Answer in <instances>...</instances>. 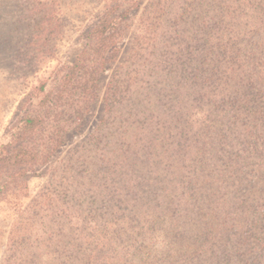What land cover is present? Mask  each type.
I'll use <instances>...</instances> for the list:
<instances>
[{
  "label": "trees",
  "instance_id": "trees-1",
  "mask_svg": "<svg viewBox=\"0 0 264 264\" xmlns=\"http://www.w3.org/2000/svg\"><path fill=\"white\" fill-rule=\"evenodd\" d=\"M180 23L187 26L183 38L191 32L190 42L197 52L193 64L198 67L190 75L192 82L185 81L189 65L183 68L182 83L175 87L182 122L177 130L181 140L173 145L174 133L161 126L168 113L160 101L165 83L172 79L165 68L173 62L174 50L182 46L174 44L172 53L158 59L155 54L168 49L160 48L161 39L170 37L174 42L172 36L181 37L175 29ZM141 26L143 36L136 43L146 46L147 52L138 62L148 64V71L141 72L151 82L137 87L134 75H119L105 100L107 113L117 105V179L122 180L117 187V241L113 243L117 249L110 238L85 230L82 203L98 189L86 172L77 179L70 167L64 168L63 175L52 169L49 185L24 205L30 198L26 177L50 165L64 142L55 125L59 120L31 111L11 127L7 142L0 145V204L14 214L4 264H191L197 256L196 264H240L244 247L253 242L264 247L261 238L252 242V233L244 231L260 222L259 206L253 202L247 206L238 196L257 188L252 176L264 178V0H153ZM123 30L116 8L107 9L91 28L89 50L67 69L63 84L76 87L85 81L86 88H94L85 75L100 76L118 59ZM138 68L135 75L140 74ZM35 90L45 94L46 84ZM175 146L179 162L171 154ZM140 148L149 157L137 164L132 156ZM154 151L161 160L154 172L159 176L132 185V190L144 187L152 195L123 197L122 186L133 179L132 168L150 163ZM255 158L261 161L257 171ZM165 161L170 166L166 171ZM151 164L147 175L156 168L154 161ZM163 181L164 186H173L170 194L164 193ZM232 182L237 184L231 189L237 194L233 191L234 201L223 196ZM191 185L198 189H188ZM202 189L206 192L201 196ZM234 203L233 210L240 208V213H228ZM204 253H210L208 260L201 258Z\"/></svg>",
  "mask_w": 264,
  "mask_h": 264
},
{
  "label": "rangeland",
  "instance_id": "rangeland-1",
  "mask_svg": "<svg viewBox=\"0 0 264 264\" xmlns=\"http://www.w3.org/2000/svg\"><path fill=\"white\" fill-rule=\"evenodd\" d=\"M152 4L153 0H0V145L7 142L11 127L31 111H35L36 114L43 111L46 116H51L56 122L59 120L61 123L57 122L55 125L57 132L64 138L63 144L53 155L50 165L26 177L30 198L23 201L24 205H27L49 185L53 175L52 169L57 168L60 175H63L64 168L70 167V173H73L77 179L80 174L86 172V177L92 182H97L98 189L96 193L90 192L82 203V213L87 221L85 230L110 238L113 241L112 244L117 241V211H119L117 187L122 180L117 179V105L113 111L107 113L105 100L110 84L117 86L119 75H134L133 82L137 87H145V83L148 85L151 82V77H146V74L141 72L148 71V67L145 66L148 64L138 62V59L147 52V47L138 45L136 41L143 36L141 24H144L149 16ZM113 7L116 8V14L117 12L120 14L124 27L120 37L118 59L100 76L85 75L89 85L94 86L92 89L86 88L87 83L86 87L84 86L85 81L76 87L64 85L63 77L68 72L67 69L83 51L89 50L91 46V28L107 9ZM166 23H169V19ZM175 27L181 37L172 36L174 42H170L172 41L170 37L161 39L158 41L160 48L163 45L168 49L164 52L159 50L155 54L158 59L165 52L172 53L174 44L182 46L181 50L177 48L174 50L173 62L165 68L167 71L165 75H169L172 79H168L165 83L164 95H162L164 98L160 101L163 110L169 114L162 121L161 126L174 133V139L171 141L173 145L181 140V138L178 139L180 136L177 130H180L182 122L176 110L181 98L175 93V87L176 84L182 83L180 76L185 72L183 68L189 65L190 72L185 81L192 82L193 77L191 79L190 75L195 74L198 67L197 63L193 64L197 52L195 44L190 42L191 32L183 38L182 31L187 29L186 24H176ZM90 59V61L95 59V55L92 58L90 56ZM188 61H190L189 64ZM138 67H140V74L135 75L139 70ZM42 83L46 84V92L39 95L35 89ZM37 94L39 96L34 97ZM115 99L117 101V94ZM41 101H44V104H41ZM49 105L54 106L53 109H48ZM139 121L143 122L144 119ZM59 129L65 131L61 132ZM176 148L178 151V147L175 146L171 154L179 162L181 156L176 152ZM141 149H137L132 156L137 164L146 162L149 157V153ZM159 151L162 150L159 149ZM157 155L158 151H154L152 161L147 165L151 166L154 161L157 168L160 163L156 162L161 161ZM256 160V158L253 160L255 171L261 166V161L264 162V159L259 162ZM166 161L164 162L165 171L170 167ZM83 162L85 165H82ZM147 165H136L132 168L133 179L131 183L124 185L125 188L122 186L123 197L132 199L136 195L141 198L152 195L144 187L139 192L132 190V185L139 180L146 182V178L153 179L159 176L154 173L158 168H153L154 171L151 169L147 175L146 171L149 169ZM151 172L154 175H151ZM167 177L170 178L171 175ZM252 177L253 183L258 185L257 188L247 192V197L244 196L245 194L238 196L242 198L241 201L248 203L247 206L252 202L259 206L261 217L258 216L260 222L256 226L244 231L246 234L252 233V242L254 238H261V243H264V216H262L264 215V178L261 179L259 175ZM150 184L153 185L154 182ZM162 185L165 194H170L173 190V186H164L165 181ZM236 185L233 182L232 185H224L230 189L228 193L223 194L226 200L237 199L236 191L231 190L235 189ZM182 187L187 186L183 184ZM193 187L191 185L188 189H198ZM199 192L202 196L206 190L202 189ZM199 192L198 198H200ZM211 201H214V198H211ZM236 207L235 203L231 205L228 213L236 211L240 213V208L233 210ZM250 210L248 209V212ZM13 221L14 214L10 207L0 204V235L2 236L0 264H4L7 255L8 238ZM216 237L214 236L212 242L216 241ZM258 243L253 242L250 246L243 248L240 264H247L254 259L259 260L258 264H264V247ZM113 246L117 249V243ZM209 255L210 253L201 254V258L208 260ZM199 260L200 256H197L195 262L191 264H196Z\"/></svg>",
  "mask_w": 264,
  "mask_h": 264
}]
</instances>
